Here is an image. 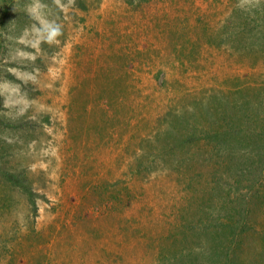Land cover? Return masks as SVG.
Returning a JSON list of instances; mask_svg holds the SVG:
<instances>
[{"label": "rangeland", "instance_id": "obj_1", "mask_svg": "<svg viewBox=\"0 0 264 264\" xmlns=\"http://www.w3.org/2000/svg\"><path fill=\"white\" fill-rule=\"evenodd\" d=\"M0 264H264V0H0Z\"/></svg>", "mask_w": 264, "mask_h": 264}]
</instances>
